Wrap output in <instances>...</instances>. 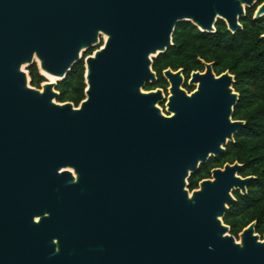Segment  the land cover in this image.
Segmentation results:
<instances>
[{
	"label": "water",
	"instance_id": "obj_1",
	"mask_svg": "<svg viewBox=\"0 0 264 264\" xmlns=\"http://www.w3.org/2000/svg\"><path fill=\"white\" fill-rule=\"evenodd\" d=\"M258 1L0 0V264H264L254 221L239 240L222 221L253 176L235 161L187 187L244 123L233 75L203 62L189 93L180 68L144 89L177 24L233 33ZM80 60L84 98L57 102ZM33 63L57 79L31 86Z\"/></svg>",
	"mask_w": 264,
	"mask_h": 264
},
{
	"label": "trees",
	"instance_id": "obj_2",
	"mask_svg": "<svg viewBox=\"0 0 264 264\" xmlns=\"http://www.w3.org/2000/svg\"><path fill=\"white\" fill-rule=\"evenodd\" d=\"M261 1L246 8L244 16L239 19L241 28L233 33L227 30L222 20L216 22L212 33L201 32L190 22L177 24L172 34V46L152 61L156 81L144 87L145 90H165L168 83L162 76L164 69L180 68L188 77L192 71H202L203 62L212 63L215 74L228 71L233 75L232 87L238 97L232 119L244 123L233 135V141L225 145L223 154L210 157L190 175L187 187L190 191L197 188L200 180L210 177L211 169L235 161L242 165L238 172L240 176H253L245 194L233 191L235 201L229 204L222 218L235 238L252 221L260 238L264 233V16L253 18L254 10ZM92 51L89 49L83 56ZM26 69L30 85L40 88L46 79L37 65L33 63ZM83 75L84 65L80 60L62 80L57 81L56 101H69L77 106L84 98Z\"/></svg>",
	"mask_w": 264,
	"mask_h": 264
},
{
	"label": "flooded vegetation",
	"instance_id": "obj_3",
	"mask_svg": "<svg viewBox=\"0 0 264 264\" xmlns=\"http://www.w3.org/2000/svg\"><path fill=\"white\" fill-rule=\"evenodd\" d=\"M204 67V66H203ZM211 67H212V63H211ZM203 70H204V68H203ZM202 70V71H203ZM195 71H199V70H195ZM202 71H200V72H202ZM214 72V71H213ZM215 73V72H214ZM182 75H183V81H182V87L186 90V92H191V91H193L195 88H196V84H189L188 82H189V79H190V73L188 74V77H186L183 73H182ZM216 75H218V74H216ZM185 84L186 85H188V86H190L191 87V89L189 90L186 86H185ZM168 87V86H167ZM164 92L165 93H167V88L164 90Z\"/></svg>",
	"mask_w": 264,
	"mask_h": 264
},
{
	"label": "rangeland",
	"instance_id": "obj_4",
	"mask_svg": "<svg viewBox=\"0 0 264 264\" xmlns=\"http://www.w3.org/2000/svg\"><path fill=\"white\" fill-rule=\"evenodd\" d=\"M104 39H105V38L102 37V38L100 39V42H99L98 46H96L95 48H98L99 46H101V44L103 43ZM95 48H92V49L94 50ZM92 52H93V51H92ZM26 68H27V67L24 66V70L27 71ZM160 107H161V109L165 112V105H164V104H163V105L160 104ZM236 240H239V238L237 237Z\"/></svg>",
	"mask_w": 264,
	"mask_h": 264
},
{
	"label": "bare ground",
	"instance_id": "obj_5",
	"mask_svg": "<svg viewBox=\"0 0 264 264\" xmlns=\"http://www.w3.org/2000/svg\"><path fill=\"white\" fill-rule=\"evenodd\" d=\"M105 38V37H104ZM42 75H44V77H46V80L47 81H55L57 78L53 77V76H50L46 73H42Z\"/></svg>",
	"mask_w": 264,
	"mask_h": 264
},
{
	"label": "snow or ice",
	"instance_id": "obj_6",
	"mask_svg": "<svg viewBox=\"0 0 264 264\" xmlns=\"http://www.w3.org/2000/svg\"><path fill=\"white\" fill-rule=\"evenodd\" d=\"M237 243H240L239 241H237Z\"/></svg>",
	"mask_w": 264,
	"mask_h": 264
}]
</instances>
